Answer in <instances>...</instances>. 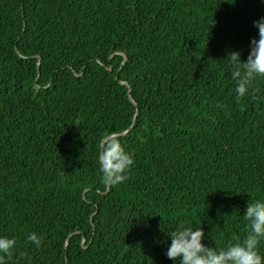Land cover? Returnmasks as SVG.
Instances as JSON below:
<instances>
[{
    "label": "trees",
    "instance_id": "trees-1",
    "mask_svg": "<svg viewBox=\"0 0 264 264\" xmlns=\"http://www.w3.org/2000/svg\"><path fill=\"white\" fill-rule=\"evenodd\" d=\"M261 16V0H0L6 264H173L182 223L217 251L243 241L264 200V76L238 98L227 56L247 60ZM112 136L134 165L105 186Z\"/></svg>",
    "mask_w": 264,
    "mask_h": 264
},
{
    "label": "clouds",
    "instance_id": "clouds-1",
    "mask_svg": "<svg viewBox=\"0 0 264 264\" xmlns=\"http://www.w3.org/2000/svg\"><path fill=\"white\" fill-rule=\"evenodd\" d=\"M261 2L264 3V0ZM253 23L258 28L259 36L251 39L247 60L241 61L238 50L231 51L227 56L232 65L243 64L245 68L243 76L239 71L233 73L238 78L235 89L238 98L246 95L254 78L264 76V16ZM98 148L103 185L113 186L125 181L128 171L134 165L133 154L125 149L116 136L101 138ZM243 215L249 222V230L243 241L230 243L217 251L202 242L205 238L202 227L194 229L182 223L169 234L170 244L166 256L173 264H264V253L260 249V242L264 240V200L248 202ZM43 239L36 232L28 235V240L37 248ZM16 243L14 237L0 235V264H6L12 258Z\"/></svg>",
    "mask_w": 264,
    "mask_h": 264
},
{
    "label": "bare ground",
    "instance_id": "bare-ground-1",
    "mask_svg": "<svg viewBox=\"0 0 264 264\" xmlns=\"http://www.w3.org/2000/svg\"><path fill=\"white\" fill-rule=\"evenodd\" d=\"M132 80V79H131ZM132 214V213H131Z\"/></svg>",
    "mask_w": 264,
    "mask_h": 264
}]
</instances>
